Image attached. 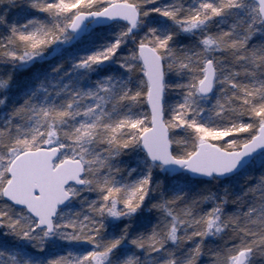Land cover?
I'll use <instances>...</instances> for the list:
<instances>
[{"label": "snow or ice", "instance_id": "obj_1", "mask_svg": "<svg viewBox=\"0 0 264 264\" xmlns=\"http://www.w3.org/2000/svg\"><path fill=\"white\" fill-rule=\"evenodd\" d=\"M0 264H264V0H0Z\"/></svg>", "mask_w": 264, "mask_h": 264}]
</instances>
